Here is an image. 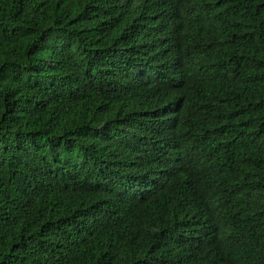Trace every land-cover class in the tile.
Instances as JSON below:
<instances>
[{
	"label": "trees",
	"instance_id": "1",
	"mask_svg": "<svg viewBox=\"0 0 264 264\" xmlns=\"http://www.w3.org/2000/svg\"><path fill=\"white\" fill-rule=\"evenodd\" d=\"M0 264H264V0H0Z\"/></svg>",
	"mask_w": 264,
	"mask_h": 264
},
{
	"label": "bare ground",
	"instance_id": "2",
	"mask_svg": "<svg viewBox=\"0 0 264 264\" xmlns=\"http://www.w3.org/2000/svg\"><path fill=\"white\" fill-rule=\"evenodd\" d=\"M144 129V128H143Z\"/></svg>",
	"mask_w": 264,
	"mask_h": 264
}]
</instances>
